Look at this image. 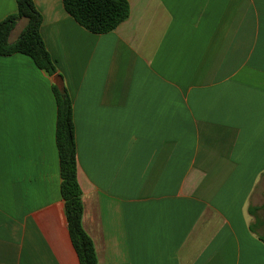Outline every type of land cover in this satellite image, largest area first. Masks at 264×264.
<instances>
[{
    "label": "crops",
    "instance_id": "obj_1",
    "mask_svg": "<svg viewBox=\"0 0 264 264\" xmlns=\"http://www.w3.org/2000/svg\"><path fill=\"white\" fill-rule=\"evenodd\" d=\"M127 1V19L94 34L62 0H33L56 74L0 56V264H79L61 83L97 264H264V0ZM16 9L0 0V21Z\"/></svg>",
    "mask_w": 264,
    "mask_h": 264
},
{
    "label": "trees",
    "instance_id": "obj_2",
    "mask_svg": "<svg viewBox=\"0 0 264 264\" xmlns=\"http://www.w3.org/2000/svg\"><path fill=\"white\" fill-rule=\"evenodd\" d=\"M17 9L0 21V56L22 53L48 75L56 74L53 59L40 34L42 17L33 0H15ZM65 11L83 28L94 34L113 31L129 16L127 0H62ZM20 19L26 20L19 36L9 40ZM56 103L55 143L59 155L60 194L64 201L67 229L79 264H97L95 248L82 226L83 204L76 178V144L72 104L66 87L51 86ZM257 208L249 207L255 215ZM264 242V236H260Z\"/></svg>",
    "mask_w": 264,
    "mask_h": 264
},
{
    "label": "rangeland",
    "instance_id": "obj_3",
    "mask_svg": "<svg viewBox=\"0 0 264 264\" xmlns=\"http://www.w3.org/2000/svg\"><path fill=\"white\" fill-rule=\"evenodd\" d=\"M22 21H23L22 22L23 24H17L15 26V29L11 31L10 36H9V40H14V39H16L19 36V34H20L21 30H22V26L25 27V25H26V20L23 19Z\"/></svg>",
    "mask_w": 264,
    "mask_h": 264
}]
</instances>
